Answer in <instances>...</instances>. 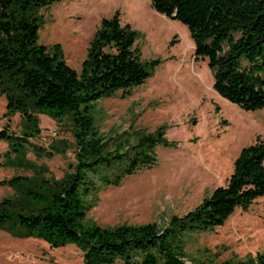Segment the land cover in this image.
Masks as SVG:
<instances>
[{
	"label": "trees",
	"instance_id": "1",
	"mask_svg": "<svg viewBox=\"0 0 264 264\" xmlns=\"http://www.w3.org/2000/svg\"><path fill=\"white\" fill-rule=\"evenodd\" d=\"M58 1L0 0V88L8 112L20 113L28 123L37 121V112L59 123L69 118L74 140V162L53 192L45 195L27 188L40 209L14 216L1 213L0 224L16 217L24 233L51 247L73 244L82 252V264H191L183 249L187 234L211 231L236 209L246 211L264 196V138L240 150L225 185L186 214L171 215L164 225L102 227L89 222L88 199L103 187L120 185L138 169L155 165L156 146L168 142L160 129L140 133L134 145L130 140L114 145L100 134L93 115L97 102L118 91L128 96L146 81L154 62L141 59L134 47L137 32L122 24L116 11L102 18L76 71L63 59L60 44L47 47L38 42V12ZM150 5L187 26L194 57L206 60L219 96L245 110L264 108V0H150ZM26 137L0 129V140H18L16 146H23ZM221 264H264V251Z\"/></svg>",
	"mask_w": 264,
	"mask_h": 264
},
{
	"label": "rangeland",
	"instance_id": "2",
	"mask_svg": "<svg viewBox=\"0 0 264 264\" xmlns=\"http://www.w3.org/2000/svg\"><path fill=\"white\" fill-rule=\"evenodd\" d=\"M116 11L137 32L134 47L141 59L154 63L128 96L118 91L97 102L96 126L114 145L129 140L134 145L140 133L159 129L168 143L156 146L155 165L94 193L87 219L102 227L164 225L226 184L240 150L264 138V108L245 110L219 96L206 60L194 57L187 26L155 12L150 0H60L38 12V42L60 44L65 62L79 72L100 21ZM6 103L0 88V129L27 136L23 146L0 140V214L14 216L40 209L27 188L49 195L68 174L74 140L69 118L59 123L37 112V121L28 123L20 113H9ZM16 178L17 185L2 184ZM24 230L16 217L0 224V264H82L77 246L54 248ZM183 249L191 264L244 261L263 252L264 196L211 231L187 234Z\"/></svg>",
	"mask_w": 264,
	"mask_h": 264
}]
</instances>
